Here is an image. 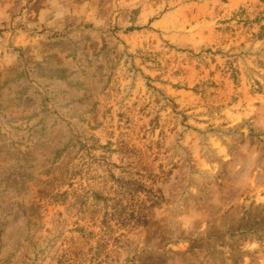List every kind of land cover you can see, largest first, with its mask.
<instances>
[{
  "label": "rangeland",
  "instance_id": "obj_1",
  "mask_svg": "<svg viewBox=\"0 0 264 264\" xmlns=\"http://www.w3.org/2000/svg\"><path fill=\"white\" fill-rule=\"evenodd\" d=\"M0 264H264V0H0Z\"/></svg>",
  "mask_w": 264,
  "mask_h": 264
},
{
  "label": "trees",
  "instance_id": "obj_2",
  "mask_svg": "<svg viewBox=\"0 0 264 264\" xmlns=\"http://www.w3.org/2000/svg\"><path fill=\"white\" fill-rule=\"evenodd\" d=\"M139 219H141V216H139ZM142 219H143V221H145L143 216H142Z\"/></svg>",
  "mask_w": 264,
  "mask_h": 264
}]
</instances>
